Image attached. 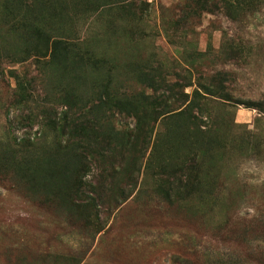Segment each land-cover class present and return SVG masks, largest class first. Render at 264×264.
<instances>
[{
    "label": "rangeland",
    "instance_id": "rangeland-1",
    "mask_svg": "<svg viewBox=\"0 0 264 264\" xmlns=\"http://www.w3.org/2000/svg\"><path fill=\"white\" fill-rule=\"evenodd\" d=\"M147 1L0 0V264H264V0Z\"/></svg>",
    "mask_w": 264,
    "mask_h": 264
},
{
    "label": "trees",
    "instance_id": "trees-1",
    "mask_svg": "<svg viewBox=\"0 0 264 264\" xmlns=\"http://www.w3.org/2000/svg\"><path fill=\"white\" fill-rule=\"evenodd\" d=\"M184 3V7L189 8L191 7L193 13H197L196 9L199 10H206L211 11L213 8H216L220 5H225L226 0H182ZM149 1L141 0L138 2L136 6L133 1L131 0H99V3L93 9L96 15H101L103 13H111L117 12L119 16L127 17L129 14L131 15L130 18L136 16V13L132 8L131 5L134 4L141 12V14H145L149 5ZM56 31V30H54ZM38 32V31H37ZM63 33L61 34L60 31L54 33L52 37H50V42L48 46V54H49V61H54L55 50L57 48H61L64 50H79V42L74 41V39L69 37H64ZM47 40V39H46ZM78 41H81L77 39ZM75 42V43H74ZM159 86L158 81H151V88L156 89ZM206 94L213 95L210 92H205ZM166 112H169L166 111Z\"/></svg>",
    "mask_w": 264,
    "mask_h": 264
}]
</instances>
